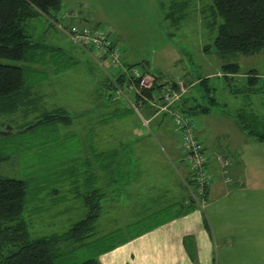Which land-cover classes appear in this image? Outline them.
<instances>
[{
  "label": "rangeland",
  "instance_id": "obj_1",
  "mask_svg": "<svg viewBox=\"0 0 264 264\" xmlns=\"http://www.w3.org/2000/svg\"><path fill=\"white\" fill-rule=\"evenodd\" d=\"M187 3L188 6L185 8ZM209 5L210 0H62L58 18L64 25L97 27L104 30L120 51L121 61L125 67L135 66L143 74L156 78L158 85L168 86L179 79L187 85L185 87L189 90L188 95L191 94L201 104L208 102L206 97H202L204 91L200 86L190 87V84L192 81L210 78L209 85L217 89L219 105L213 106L214 112L209 115L201 114L194 116L193 119L196 128L202 131L205 139H210L212 144L223 146V141L231 138L234 140L235 135L243 132L239 130L235 120L224 113L238 102L229 101L232 105L227 106L229 100L226 92L227 83L222 70L226 61L215 51L214 41L218 23L210 24L212 19ZM170 13L172 16L168 17L167 14ZM50 23L51 21L44 16L31 19L35 41L57 45L65 51L44 62L43 72L31 71L28 76L29 79L44 76L45 81L40 85L49 84L46 102L40 103V111L60 108L68 110L67 114L73 118L74 124L70 126L60 124L54 127L50 124L28 131L26 128L20 132L22 118H25L23 112H19L17 117L16 115L11 118L1 117L0 156L7 160L1 163L0 175L31 180L30 194L33 193L34 187L44 181L48 182L50 189L59 188L63 184L59 189V198H47L45 201L30 202L28 205L31 221L36 224L33 228L35 231L43 232L42 227L48 226L45 233H59L68 229L71 222L68 215L75 218L80 213L82 216L84 206L81 195L70 184L72 175L60 177L61 175L49 172L81 156L82 154L76 151L78 146L80 150L83 147L84 152L89 154L87 145L91 141V134H97L98 131L101 145H106L105 136L109 134L125 140L128 139L126 137L128 135L137 136L131 137V141L124 142L128 145L127 149L129 148L133 155L139 146L146 147V151L150 153V161L157 160L156 152L154 154L156 142H159L171 157L173 151H176L167 145L166 134L167 137L174 139V147L183 159L177 165L186 169L187 160L181 147V136L177 131L176 122L169 113L162 114V111L156 120L148 121L143 107L137 105L135 95L128 90H125V95L137 106L136 109L124 95L116 92L112 93L111 100L105 99V95L103 99H93L92 96L97 93L93 80L96 83L105 80L107 72L113 73L112 70L100 69L89 55L75 47ZM205 46L210 47L211 52H205ZM236 62L241 66L236 83L247 84L246 76L254 70L264 75V50L253 56L240 55ZM0 63L28 66L26 62L6 59H0ZM50 85H54L52 86L54 88ZM157 93L160 98L162 91L158 90ZM181 101L175 102L172 107ZM193 102L191 99L190 104ZM27 109L28 107H25L24 111ZM82 118H92V122L83 126H87L84 131L89 132L83 138L78 131L79 127L75 126L77 120L81 121ZM95 118L103 120L94 124ZM8 122L12 123L13 127ZM222 154L216 156V164L221 169L217 174V180L219 182V176H222L227 183L232 177L229 173V162L224 159L226 153ZM95 161L102 162V159ZM115 178L117 181L119 176L115 175ZM120 178H123V175ZM78 189L84 191L82 185ZM105 209L106 206L103 210L106 211ZM104 214L101 217L102 225L100 223V231L104 233L119 228L125 229L129 224L136 222L130 220L131 216L130 219H122L121 222H108L106 212ZM115 219L118 220V217ZM148 223L152 224L153 221ZM192 248L197 252L196 244ZM72 250L63 246L61 252L66 254V258Z\"/></svg>",
  "mask_w": 264,
  "mask_h": 264
},
{
  "label": "trees",
  "instance_id": "obj_2",
  "mask_svg": "<svg viewBox=\"0 0 264 264\" xmlns=\"http://www.w3.org/2000/svg\"><path fill=\"white\" fill-rule=\"evenodd\" d=\"M61 5L62 0H0V59L28 64L27 67H23L0 63V118H11L15 115L17 117L19 112H23L25 118H22L20 132L26 128L28 131L50 124L53 127L60 124L66 126L74 124L73 118L67 114L68 110L60 108L53 111H40V103L46 102V92L43 88L48 89L49 84L41 86L45 81L44 76L38 79H29L28 76L31 71L43 72L44 62L65 51L60 46L35 41L31 24V19L43 15L51 21L50 25L57 29L54 23H61L58 18ZM209 6L212 19L210 24L218 23L214 41L215 51L226 61L222 70L223 78L227 83L226 92L228 93L227 99H229L227 106L232 105L229 101L238 102L224 113L235 120L239 129L249 140L264 144V78L252 71L246 76L247 84L236 83L241 66L235 61L240 55L253 56L264 50V0H210ZM183 14L184 12L181 15ZM167 15L172 16L171 13ZM204 50L211 49L205 46ZM94 63L99 67L95 61ZM105 67L112 70L113 73H110L112 78L120 85L124 86L134 82L124 73V69L130 70L135 66L125 67L122 64V67L114 69L106 64ZM181 82V80L173 81L169 85L179 91ZM135 83L138 84V80H135ZM209 83L210 78L199 79L197 83L204 91L202 97L208 99L206 104H201L191 94L188 95L189 90L185 87L187 85L183 83L186 92L182 95V101L175 104L176 106H171L173 108L171 110L180 111L192 118L214 112L213 106L219 105L216 96L217 89ZM99 84L103 87L105 99L111 100L112 93L116 92V89L110 77L107 76ZM50 86L54 88L52 87L54 85ZM165 86L167 85H158L155 78L152 88H142L139 92L133 93L137 105L143 107L146 115L152 116L159 113L160 107L165 104L162 94L159 98L157 93L158 90L163 92ZM191 99L195 104H190ZM25 107H28L27 111H24ZM200 143L203 146L202 141ZM203 149L205 150L204 146ZM99 158L102 162L98 161V165L105 166L106 159L102 156L93 158L92 164H95V160ZM5 160H7L5 157L0 156V166ZM79 160L81 159L78 157L74 158L49 172V174L61 175L60 177L67 174L72 175L70 184L81 195L85 211L82 218L70 223L67 230L59 233H45L48 226L42 227L43 232L35 231L33 228L36 224L31 221L28 212L30 202L37 200L45 192L48 193V182L39 183L30 194L31 180L0 175V264H101L99 261L101 254L163 224V222L150 224L149 221H136L129 224L126 229L119 228L111 232L106 231V233L100 231L105 206L102 204L103 193L102 188L99 187L100 183L96 187L97 175L86 173L90 170L91 159L82 160V165L86 168L84 174L62 172L64 166L68 167V171H74ZM206 165L210 173L208 158ZM187 168L189 171L188 161ZM101 176L103 175L100 174ZM64 178L69 180L65 176ZM188 183L193 184L189 175L183 179L186 199L179 207V215L188 214L199 208L188 191ZM81 185L84 191L78 189ZM50 192L55 195L58 190L54 189ZM71 245L73 247H70ZM186 245L190 247L187 239ZM63 246L73 249L66 258V254L61 252Z\"/></svg>",
  "mask_w": 264,
  "mask_h": 264
},
{
  "label": "crops",
  "instance_id": "obj_3",
  "mask_svg": "<svg viewBox=\"0 0 264 264\" xmlns=\"http://www.w3.org/2000/svg\"><path fill=\"white\" fill-rule=\"evenodd\" d=\"M254 71L264 78L263 74ZM198 81H192L190 86L196 84L197 87ZM93 83L97 93L92 98L103 99L102 85L94 80ZM47 90L43 88L44 92ZM218 101L220 102L219 99ZM161 112L159 110L157 114L147 115V120H156ZM164 113L167 112L163 111ZM101 120L103 119L95 118L93 122L96 124ZM88 122H92V118H82L81 121L78 119L75 124L79 127L82 138L89 133L84 131L87 126L83 127ZM196 135L203 143L209 159L210 173L216 179L213 178L211 187L206 191L204 209L198 208L184 215H179V207L186 199L183 179L188 177L189 171L188 168L177 165L183 159L174 147V139L166 134L167 145L176 151H173L171 157L156 142L155 161H150V153L146 151V147L139 146L138 152H133V155L127 149L128 145L124 142L137 136L128 135L125 140L109 134L105 136L106 145H101V136L97 131V134H91V141L87 145L90 155L84 152L83 147L81 150L79 146L76 148L82 154L78 157L81 160L74 167V171H68L66 166L62 172L84 174L86 168L83 167L82 160L91 159L90 170L86 173L97 175L96 187L100 183L102 204L106 206L104 212L108 222H121L122 219H130V216L131 221L163 222L101 254V264H264V144L251 141L241 133L235 135L234 140L231 138L223 141V146L212 144L210 139L208 142L198 129ZM222 153H226L224 159L229 162V173L232 177L227 183L222 176H219V182L217 180L221 169L216 164V156L223 155ZM97 156L106 159L105 166H99L95 161L92 164V159ZM100 174L105 176L100 177ZM115 175L119 176L117 181ZM121 175L123 178H120ZM61 187L54 188L58 190L55 195L48 191L54 189L48 187V193L45 192L33 202L59 198ZM84 212L82 216L77 213L75 218L68 215V220L71 221L69 225L82 218ZM160 215L164 216L157 218ZM186 239L191 243L189 248ZM195 244L197 252L192 248Z\"/></svg>",
  "mask_w": 264,
  "mask_h": 264
},
{
  "label": "built area",
  "instance_id": "obj_4",
  "mask_svg": "<svg viewBox=\"0 0 264 264\" xmlns=\"http://www.w3.org/2000/svg\"><path fill=\"white\" fill-rule=\"evenodd\" d=\"M57 29L74 45L89 55L100 68L106 71V64L114 69L122 67L121 53L117 46L110 40L104 30L100 28H81L76 25L68 26L62 23H54ZM105 58V59H103ZM124 73L134 82L128 85H120L112 75L107 72L110 77L116 93L125 95V90L131 92H139L142 88H152L155 78L143 74L137 68L130 70L124 69ZM138 80V84L135 83ZM186 92L183 83H180V90H174L171 85L165 86L162 92V99L165 103L160 107L161 111H165L174 117L177 131L181 138V147L186 155L189 166V176L193 184H187L190 195L195 199L199 208L204 209L206 205L205 193L213 183V176L207 168V154L202 144L196 138V125L191 116L183 114L180 111H172L171 106L180 101L182 95ZM128 99V98H127ZM129 100V99H128ZM132 107L136 109V105L129 100ZM147 123V121H145Z\"/></svg>",
  "mask_w": 264,
  "mask_h": 264
}]
</instances>
